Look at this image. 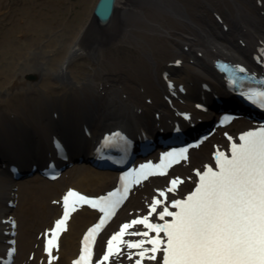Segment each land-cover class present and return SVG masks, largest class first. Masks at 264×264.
I'll list each match as a JSON object with an SVG mask.
<instances>
[{
	"label": "bare ground",
	"instance_id": "1",
	"mask_svg": "<svg viewBox=\"0 0 264 264\" xmlns=\"http://www.w3.org/2000/svg\"><path fill=\"white\" fill-rule=\"evenodd\" d=\"M54 3L51 12L34 15L29 29L32 41L23 46L25 55L8 59L0 67V243H9L8 229L14 213L8 202L19 188L24 202L19 212L17 252L24 264H74L81 235L96 219L95 211L81 208L72 214L51 253L42 250L43 238L36 235L46 232L60 213L61 194L67 187L98 194L118 178L117 171L92 163L73 166L64 180L52 181L39 172L46 167L45 160L97 158L103 145L98 136H103L104 130L119 125L132 132L156 127V111L161 112L158 122L162 125L167 117L177 120L181 112L193 108L197 98L212 99L202 86L211 78L221 77L214 69V58L227 56L253 69L264 42V0H119L109 25L90 20L78 29L75 18L63 14L61 0ZM4 53L9 55L11 50ZM84 57L97 62L85 63ZM70 59L73 62L69 63ZM178 60L182 65L175 67L173 62ZM166 71L171 72L170 78L163 75ZM183 82L187 85L184 95L179 90ZM213 88L228 101L218 86ZM174 89L180 94V112L165 102L168 90ZM214 105L210 114L194 111V119L211 120L217 113L218 105ZM252 124L241 117L226 129L236 133ZM171 125L168 122L161 127L167 131ZM85 129L92 135L86 136ZM57 134L64 136L72 148L63 152V158L59 153L65 149V142L55 147L52 144L59 139ZM220 139L215 133L191 150L190 162L180 164L176 172L188 175L193 166L210 157L212 143ZM189 142V138L184 139V143ZM12 162L23 168L39 163L23 188L18 187L9 169ZM165 182L163 177L151 178L136 189L109 227L146 206L143 200ZM189 184L185 182V189ZM26 251L35 252L33 260L25 257ZM8 256L0 248V260Z\"/></svg>",
	"mask_w": 264,
	"mask_h": 264
},
{
	"label": "snow or ice",
	"instance_id": "2",
	"mask_svg": "<svg viewBox=\"0 0 264 264\" xmlns=\"http://www.w3.org/2000/svg\"><path fill=\"white\" fill-rule=\"evenodd\" d=\"M240 71L243 72L244 69ZM258 95L264 97V91ZM239 139L242 143L232 145L230 159L220 153L219 171L208 168L202 175L197 173L200 177L199 186L186 200H177L173 204L179 212L173 213L165 209L160 214L161 219L165 215L175 216L172 223L151 224L144 218L124 224L107 242L108 254L103 256L100 264L113 255V242L123 243L121 237L125 235V230L136 224H143L157 233L156 239L148 241L153 245L150 250L153 254L161 251L157 246L163 241L158 237L160 232L165 233L167 243L163 248V264H264V127L247 132ZM173 155L175 154H168ZM180 155L187 159L183 152ZM179 183H182L179 179L172 180V187L168 191H173ZM160 195L163 196L164 193ZM70 197L91 203L93 207L98 206L97 202L69 191L64 197L65 211L63 218L56 222V231L68 219ZM102 200L104 207L101 211L110 214L116 202L106 198ZM159 203V200L155 202ZM151 211L156 212L155 205ZM103 223L102 220L84 238V254L76 264H90L91 253L87 241ZM139 234L148 236L147 232ZM52 235L55 237L56 233L53 232ZM143 243L144 241L128 243L127 247L141 248ZM47 244V250L51 253L53 239H49ZM116 247L119 251L118 245ZM147 251H141L139 255L143 257ZM149 258L156 259V256ZM136 264H141V261L137 260Z\"/></svg>",
	"mask_w": 264,
	"mask_h": 264
},
{
	"label": "rangeland",
	"instance_id": "3",
	"mask_svg": "<svg viewBox=\"0 0 264 264\" xmlns=\"http://www.w3.org/2000/svg\"><path fill=\"white\" fill-rule=\"evenodd\" d=\"M55 1L56 0H0V67L8 59H15L25 55L26 51L23 49V46L25 43L32 41L33 35L29 29L33 27L34 15L38 12L47 10L51 12V6L56 5L54 3ZM96 2L97 0H61V5L63 14L67 16L72 15V17L75 18V25L78 29L84 22L93 20V8ZM7 49L11 50L9 55L4 53ZM90 57H84V62L90 63L92 60L97 62L93 57ZM83 60L81 62H83ZM71 62H73V59L69 60V63ZM30 79L32 78L30 77ZM85 164L87 165L90 163L86 160L81 162L77 161L74 166L80 167ZM69 168L70 166H67L62 176L55 181L64 180V176L68 175ZM28 178L31 177L27 176L18 180L20 188L24 187ZM15 202L16 205L14 206L15 208H13V212L18 215L17 218L20 220L19 212L24 202L23 193H21V191L17 193ZM28 253L29 251L25 252L26 258H29ZM15 264H23L20 256H17Z\"/></svg>",
	"mask_w": 264,
	"mask_h": 264
},
{
	"label": "water",
	"instance_id": "4",
	"mask_svg": "<svg viewBox=\"0 0 264 264\" xmlns=\"http://www.w3.org/2000/svg\"><path fill=\"white\" fill-rule=\"evenodd\" d=\"M118 1L119 0H97L93 8V21L95 20L97 25H109L116 11ZM242 108L245 109V111H250V109L245 106H242Z\"/></svg>",
	"mask_w": 264,
	"mask_h": 264
}]
</instances>
